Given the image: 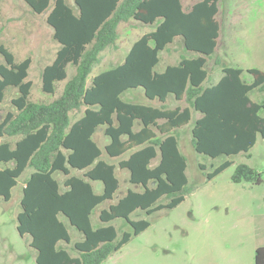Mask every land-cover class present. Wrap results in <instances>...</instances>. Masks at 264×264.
Masks as SVG:
<instances>
[{
  "label": "trees",
  "instance_id": "16d2710c",
  "mask_svg": "<svg viewBox=\"0 0 264 264\" xmlns=\"http://www.w3.org/2000/svg\"><path fill=\"white\" fill-rule=\"evenodd\" d=\"M25 2L36 14L47 11L46 22L59 44L42 70V89L55 94L64 81L50 101L31 100V58L18 61L0 43V106L9 89L17 90L0 115V198L9 200L18 179L30 169L21 186L16 229L29 236L36 264H101L149 226L145 217L130 218L132 213L148 216L183 201L191 188L178 129L192 120L191 144L211 158L247 153L257 136L264 138V69L228 65L216 56L221 74L209 80L208 62L220 34L219 0ZM129 20L153 27L132 42L120 63L90 76L101 52L115 46L119 24ZM175 40L186 53L155 70L161 52ZM68 66L74 67L69 78ZM137 88L158 104L122 98ZM254 91L261 94L258 100L251 98ZM169 98L174 106L168 105ZM82 107L83 113L72 119L71 113ZM193 112L199 114L195 119ZM100 127L108 138L103 149L94 139ZM103 151L119 158L117 164L103 159ZM230 164L225 159L203 173L205 179ZM116 166L128 172V182L137 189L129 187L113 200L119 185ZM56 173L64 178L59 181ZM230 178L235 183L262 182L261 174L246 163H238ZM99 206L94 225L91 215ZM118 218L130 226L120 235L114 223ZM68 225L82 238L72 241ZM254 264H264V245L256 247Z\"/></svg>",
  "mask_w": 264,
  "mask_h": 264
},
{
  "label": "rangeland",
  "instance_id": "374dc122",
  "mask_svg": "<svg viewBox=\"0 0 264 264\" xmlns=\"http://www.w3.org/2000/svg\"><path fill=\"white\" fill-rule=\"evenodd\" d=\"M194 1L184 0V3ZM0 6V43L11 50L18 61L27 56L31 58L28 69V79L32 81L30 99L50 101L60 92L64 81L57 84L55 94L42 89V70L52 61L59 48L52 37V27L46 22L47 11L36 14L25 0H1ZM218 7L220 34L216 53L208 62L209 80L216 81L221 74V68L214 63L216 56L228 65L264 69V0H219ZM152 27L136 20L121 22L115 46L101 52L100 60L93 66L90 76L120 63L132 42ZM185 53L181 42L175 40L161 52L155 70L161 71L167 64L177 62ZM67 72L69 78L74 67L68 66ZM244 77L250 78L247 74ZM16 94V88L9 89L4 105ZM260 96L258 91L251 93L253 100H258ZM122 98L158 104L155 100L146 99L138 88L127 90ZM175 104L173 98H169L168 105ZM178 104L185 105L183 101ZM3 106H0V115L4 112ZM83 109L71 113L72 119L78 118ZM198 115L193 112L192 118ZM192 123L193 120L178 129L180 149L187 158V186L191 190L183 201L171 209H161L148 216L139 211L132 213L130 218L145 217L149 226L132 236L101 264H254L256 247L264 245V138L257 136L255 144L247 152L249 156L241 152L229 157L221 155L211 158L194 150L190 133ZM94 139L103 149L108 138L102 127L96 131ZM101 157L114 164L119 159L108 157L104 151ZM227 158L231 164L207 181L203 173L213 170ZM238 163L255 168L261 174L262 182H233L230 176ZM199 165H203L204 170ZM29 171L18 179L9 200L0 198V264H36L34 250L27 244L29 236H21L16 229L21 186ZM71 173L80 175L81 171L72 169ZM55 176L59 181L64 178L61 173ZM116 176L119 185L113 200L129 187L137 189L128 182L126 170L116 166ZM95 189L100 191L99 181L95 182ZM100 207L95 208L91 215L94 225H97V210ZM114 223L118 235L130 229L121 218ZM68 229L72 241L82 238L74 227L68 225Z\"/></svg>",
  "mask_w": 264,
  "mask_h": 264
}]
</instances>
